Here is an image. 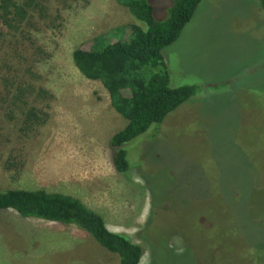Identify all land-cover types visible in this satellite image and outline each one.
Here are the masks:
<instances>
[{"label": "rangeland", "instance_id": "rangeland-1", "mask_svg": "<svg viewBox=\"0 0 264 264\" xmlns=\"http://www.w3.org/2000/svg\"><path fill=\"white\" fill-rule=\"evenodd\" d=\"M31 21L0 39V190L73 195L108 229L143 247L139 264H264V6L201 0L162 54L170 86L195 94L123 144L117 172L108 141L127 120L72 51L117 27L145 24L116 0H36ZM173 0H149L157 20ZM41 11V13H40ZM25 88L11 104L1 80ZM23 101V100H22ZM0 264H119L72 224L0 212Z\"/></svg>", "mask_w": 264, "mask_h": 264}, {"label": "trees", "instance_id": "trees-1", "mask_svg": "<svg viewBox=\"0 0 264 264\" xmlns=\"http://www.w3.org/2000/svg\"><path fill=\"white\" fill-rule=\"evenodd\" d=\"M116 1L145 28L130 24L125 38L123 27L94 36L88 48L73 49L72 60L83 76L103 85L111 106L127 120L108 141L114 169L125 173L130 166L123 144L163 121L196 92L194 85L170 86L162 50L177 39L201 0H173L168 16L161 21L155 19L149 0ZM261 3L264 6V0ZM37 5L36 0H0V39L15 36L31 21ZM1 80L12 97L11 104L28 108V123L37 126L45 122L44 117L36 118L35 107L29 106L24 87L11 80L8 83L4 75ZM3 210H13L23 218L75 225L116 254L119 264H139L144 253L140 244L122 232L108 229L98 212L70 194L45 189L0 190V212Z\"/></svg>", "mask_w": 264, "mask_h": 264}]
</instances>
